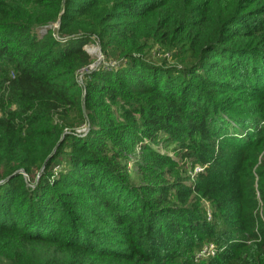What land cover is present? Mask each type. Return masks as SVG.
Here are the masks:
<instances>
[{
	"label": "trees",
	"instance_id": "16d2710c",
	"mask_svg": "<svg viewBox=\"0 0 264 264\" xmlns=\"http://www.w3.org/2000/svg\"><path fill=\"white\" fill-rule=\"evenodd\" d=\"M0 264H264V0H0Z\"/></svg>",
	"mask_w": 264,
	"mask_h": 264
},
{
	"label": "built area",
	"instance_id": "2783aa9c",
	"mask_svg": "<svg viewBox=\"0 0 264 264\" xmlns=\"http://www.w3.org/2000/svg\"><path fill=\"white\" fill-rule=\"evenodd\" d=\"M103 55L100 51H98L97 54V58L94 62L89 63L88 66L86 67V69H92L94 68L100 61H103ZM81 74H82V70L81 72H79V79L81 80ZM82 130H86V127H82ZM215 252V248H214V244L213 243H209L207 245L204 246V248L201 250V252L199 253V256H206V255H212Z\"/></svg>",
	"mask_w": 264,
	"mask_h": 264
},
{
	"label": "rangeland",
	"instance_id": "374dc122",
	"mask_svg": "<svg viewBox=\"0 0 264 264\" xmlns=\"http://www.w3.org/2000/svg\"><path fill=\"white\" fill-rule=\"evenodd\" d=\"M96 46H97V44H95V43H89V44H87L86 45V48L88 49V51H90V53L92 54V55H94V56H96V58H97V54H98V49H94V48H96ZM157 147L159 148V149H161V150H164V146H163V143H159V144H157ZM168 151H169V153H171V154H173V150H172V146H169L168 148ZM132 163H130V165H131ZM132 167V166H131ZM195 172V169H193L190 173L192 174V173H194Z\"/></svg>",
	"mask_w": 264,
	"mask_h": 264
},
{
	"label": "water",
	"instance_id": "95a60500",
	"mask_svg": "<svg viewBox=\"0 0 264 264\" xmlns=\"http://www.w3.org/2000/svg\"><path fill=\"white\" fill-rule=\"evenodd\" d=\"M94 49H98V50L100 51V47H99V45H97L96 48H94Z\"/></svg>",
	"mask_w": 264,
	"mask_h": 264
}]
</instances>
